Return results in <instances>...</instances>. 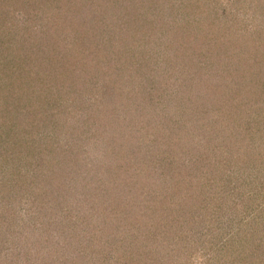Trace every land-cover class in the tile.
<instances>
[{
  "label": "rangeland",
  "instance_id": "1",
  "mask_svg": "<svg viewBox=\"0 0 264 264\" xmlns=\"http://www.w3.org/2000/svg\"><path fill=\"white\" fill-rule=\"evenodd\" d=\"M147 1L38 0L44 14L34 0L3 1L0 138L3 125L22 127L33 159L27 168L0 158V264H264V0H191L184 16L210 15L201 31L183 25L191 54L178 26L165 34L170 19L150 28L132 18ZM98 21L103 28L86 33ZM19 35L21 50L11 42ZM76 35L103 73L79 80L80 93L92 96L90 82L110 90L95 103L98 117L110 118L95 126L79 98L71 105L63 95L47 110L65 86L45 57L82 66ZM126 44L127 55L113 56ZM128 65L137 67L131 83L119 85L113 74L109 82L107 72ZM20 71L42 81L28 99L2 92ZM138 75L162 82L146 86ZM60 132L58 149L80 160L74 170H59L60 160L43 151L56 149Z\"/></svg>",
  "mask_w": 264,
  "mask_h": 264
},
{
  "label": "trees",
  "instance_id": "2",
  "mask_svg": "<svg viewBox=\"0 0 264 264\" xmlns=\"http://www.w3.org/2000/svg\"><path fill=\"white\" fill-rule=\"evenodd\" d=\"M3 1L5 0H1L0 1V8H4L3 5ZM37 1L38 0H34V8L36 9H40L39 11H41L43 14L45 13V8H43V10H41V6H37ZM52 3L53 1L58 2V3H63V0H51ZM23 5L25 4H30L31 2H33V0H22ZM191 0H170L169 5L164 1H158V0H154V2L152 1H147L145 4V6L140 5L139 7H137L136 9L134 8V16L132 15V18L134 17V19L136 20H143V19H147L146 22H150V28H154L157 27L159 24V20L163 21L166 19H170L166 22L167 29L165 31V34L167 33H171L170 30H172L173 32L177 29V26L179 27L180 31H181V37H183L181 41H179L180 44H183V48L184 51L188 50V53H194L196 50L194 47H192V45L189 43L190 40L188 38H186V36L183 33V28L185 24L189 23L188 25L191 26L190 23H195L197 25V31H201V26L199 24H206L209 20V16L208 14H204V13H197L196 15H191L188 16V14H186L185 16L183 14L187 13L188 11H182L185 6L190 5ZM203 2L207 3V0H203ZM47 3V2H45ZM67 3V2H66ZM47 5V4H46ZM127 10L125 8H118V12ZM138 10V11H137ZM137 11V12H135ZM92 17H93V21H97V19L95 20V18L97 17L96 13L93 11L92 13ZM4 15L0 13V22H3ZM155 20V21H154ZM146 23H143L142 26H144ZM172 24H175L173 26V28H170L172 26ZM181 24V25H180ZM104 25V24H103ZM103 25L101 22H94V24L92 23V25L88 26L89 28H87L86 33H89L91 35H94L96 33V31L100 28H103ZM147 25V24H146ZM195 25V26H196ZM209 26V24H208ZM169 27V28H168ZM42 28V29H41ZM40 29L41 34H46V38L43 39L45 41H47V32L52 30V26L48 25L44 28V26H42ZM108 30V29H107ZM107 32V31H106ZM62 33V32H61ZM60 32H55L54 31V35L56 36L57 41L59 42H64L67 39V36L64 37V35H62ZM187 33V31H186ZM172 36V33L171 35ZM145 38V35L143 36ZM12 40L11 42L14 43L17 47V49L19 48L24 49V47L26 45L23 46V42L26 41V39L24 38V36H12L11 37ZM50 38V37H49ZM111 39V36L107 38L108 42ZM148 39V38H147ZM146 39V40H147ZM74 40L79 41L78 43V50L81 54V56L83 55V57L80 56L79 61L82 63V66L78 63V61L74 62V60L72 59V55L68 54V53H62V55L68 56L70 55V59H72V64L71 63H67L66 61H60L59 59L56 60V58L53 59L52 56L49 55V57H45L47 60L49 59L50 62L48 63L50 66H52V70L56 71V75H61L60 77V82H61V86H65L64 88L60 87V92L56 91L53 96L55 95L57 100L56 101H51L49 103H47V110L50 109H57L59 106L56 104L58 103L60 105V103L58 102V99L62 101L63 99V95H67L69 97V104L74 105V102H77V99L79 98V101L81 102V106L79 107L80 110L82 111V117L83 119L88 122L89 120H92V125L91 126H95V122H97V117L98 114L100 113V110L98 107H95V103L96 101L99 99L100 101L97 103H102L101 101L104 100V102L108 101V98H106L107 94L110 95V90H108V87L106 88V84H103L100 86V82H98L99 85H97L96 83L93 84L90 82L89 85H91V94L92 96L87 97L84 99V95H82L81 92V86L79 85V80L83 79L85 82H88L90 79H97L99 78L98 75H102L103 73H101L98 70V66L95 64L94 60V56L89 53V49H87L86 45L84 44V37L82 36H74ZM195 40H198L197 37H195ZM112 41H114V39H112ZM43 42V41H42ZM116 42V41H115ZM128 43H130L128 41ZM189 43V44H188ZM52 46V44H49ZM206 45V44H205ZM123 47H126V53L123 52V50L119 49V48H115V50H113V56L115 55V57L117 56V58H119L118 56H123L127 55L128 52V44L122 45ZM9 48V46H8ZM11 48V46H10ZM118 53V55H117ZM2 56V57H1ZM27 57H29V55H26ZM69 57V56H68ZM40 58V57H39ZM91 58V59H90ZM7 55H2L0 53V63L1 65H4L7 67V64L5 62V60H7ZM41 61H42V57H41ZM70 61V60H68ZM131 61L133 62V58L131 59ZM138 62V61H137ZM24 61H23V65H24ZM129 66L127 67V69L120 71L121 69H118L119 71H112L111 67L108 66V68L111 70L110 73L107 72L106 74H108V79L109 82L111 81V77L112 74L118 79V84L122 85L124 82H129L131 83V77L132 75H135V73H133L134 70H137V67L132 65V69H129ZM59 67H64V69L62 70V72H58ZM2 68H0V73L1 75L3 74V71L1 70ZM7 70V69H6ZM128 70V71H127ZM91 71H96L95 73H92ZM75 73V75H74ZM0 75V76H1ZM107 76L105 77V80L107 79ZM11 77V76H8ZM138 77L146 83L147 85H152V84H159V82H162L161 79H157L156 76H147V78L142 77L141 75H138ZM35 78V77H34ZM34 78H28L27 75L22 74V71H20L19 73L15 74V77L11 80L10 78H8V81L5 82L2 86H7V88L4 89L2 88V92L5 93L8 96L11 97H16V96H24L26 99L29 98V95H33L37 89V86L40 84H42L41 82H38V79H34ZM55 80V79H53ZM60 86V85H59ZM96 86H98V88L96 89ZM121 87V86H120ZM145 89H147V87H145ZM150 89V88H149ZM66 90V91H65ZM103 92V93H102ZM74 93V94H72ZM166 93V91H165ZM106 96V97H105ZM95 97V98H94ZM93 98V100H92ZM14 100V98H12V101ZM87 100V101H86ZM95 100V101H94ZM16 102V100L14 101ZM13 102V104H14ZM94 102V103H93ZM203 106V105H202ZM74 110V109H73ZM101 115V114H100ZM99 115V117H100ZM98 117V118H99ZM102 118H110L109 115H104L102 117H100V119ZM5 124V123H4ZM174 127V126H172ZM172 127L170 129H172ZM1 135V133H0ZM61 135L62 133L60 132L59 134L55 135L52 137V140L54 139V144L56 146V149L54 148H44V152H49L51 153L50 158L53 160H60L57 163V167L59 168V170L62 169H67V167L69 168V170H73L76 169V166H78L80 164V160H74L77 156V153L74 152V150H70L71 148H67L66 150H60V148L58 149L59 145H58V139H61ZM27 135L24 133L22 127H19L18 129H16V127H12V126H8V125H3L2 126V138L1 139V143L3 142H8L6 144H4L2 147L0 146V158L3 159V161H12V165H16V164H20L21 166L27 167L29 168L32 163L29 161V159H33L32 157H30L28 155V153L33 149H31L32 145H27ZM77 138V136H75V139ZM16 139H20L18 140V143L15 145V143L12 140H16ZM76 141V140H75ZM11 142L13 143V149H9L8 150V146L11 144ZM65 142H73V137H67ZM20 147V151L23 150V152H18V148ZM15 149V151H14ZM15 161V162H14ZM26 165V166H25ZM61 175V176H60ZM64 174H58L56 173V178L61 177V179L59 178L58 181L59 182H63L65 181ZM62 178L64 180H62ZM59 185H61V187H58V189L55 190L56 193V197L61 201L62 200V194L60 190H62L64 183H60ZM77 191L74 190V192L72 193L73 197L77 194Z\"/></svg>",
  "mask_w": 264,
  "mask_h": 264
}]
</instances>
